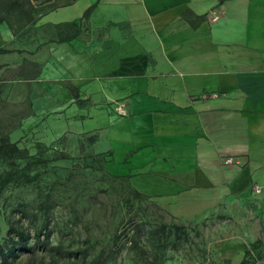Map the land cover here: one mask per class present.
<instances>
[{"label": "crops", "instance_id": "0c3cea01", "mask_svg": "<svg viewBox=\"0 0 264 264\" xmlns=\"http://www.w3.org/2000/svg\"><path fill=\"white\" fill-rule=\"evenodd\" d=\"M45 20L40 77L107 172L182 222L264 205V0H68Z\"/></svg>", "mask_w": 264, "mask_h": 264}, {"label": "rangeland", "instance_id": "374dc122", "mask_svg": "<svg viewBox=\"0 0 264 264\" xmlns=\"http://www.w3.org/2000/svg\"><path fill=\"white\" fill-rule=\"evenodd\" d=\"M22 1L27 9L28 0ZM67 2L47 6L44 0H32V23L12 13L0 25V49L11 51L0 56V82L7 81L0 96L1 131L30 156H69L40 167L44 172L40 183L11 185L0 194V245L7 252L16 249L9 264H238L256 240L264 249L263 204L249 202L228 215L182 222L156 200L128 202V187L103 169V157L77 132L78 110L64 100L63 87L51 78L13 80L19 68L29 71L33 63L46 68V49L40 45L55 32L45 14ZM4 15L0 8V18ZM10 169L0 162V175ZM47 198L52 206L44 213L40 204ZM163 224L184 226L188 236L179 242L174 236L158 242L151 232ZM11 227L29 236L27 251L16 246L18 238L9 233ZM124 229L129 240L122 238ZM71 252L79 255L69 256ZM256 264H264V258Z\"/></svg>", "mask_w": 264, "mask_h": 264}, {"label": "trees", "instance_id": "16d2710c", "mask_svg": "<svg viewBox=\"0 0 264 264\" xmlns=\"http://www.w3.org/2000/svg\"><path fill=\"white\" fill-rule=\"evenodd\" d=\"M39 1V0H37ZM51 1V0H44ZM75 1V0H72ZM32 0H28L29 7L26 9V4L22 0H0V8H4L5 15L0 18V25L7 22L8 16L12 13H20L23 17L29 18L28 23H32L31 14L34 12V7L32 5ZM76 33H66L65 37L59 39V42L71 41L76 38ZM6 49H0V56L6 55L10 53ZM18 53H23L21 51H16ZM34 67L31 70H26V68L22 67L16 71L13 80H20L30 83L31 81L36 80L40 77V67L38 65L32 64ZM2 67H0V70ZM7 73V72H5ZM6 79H2L0 82V96L3 93V85L6 83ZM65 86L72 94L73 99L78 104L79 101V91L70 83L66 82ZM1 127V126H0ZM90 143H93V139L91 138ZM69 159V156L62 153L58 156H55L52 159H46L41 156L33 157L30 156L28 151L25 149H20L17 143H13L9 137V134L1 131L0 128V162L7 163L11 169L6 171L5 173L0 175V194L11 185H18L21 187L36 185L41 182L44 172L40 171V167H47L51 163L59 160ZM18 161H25L24 166H20ZM103 169H105V159L103 157ZM115 179L123 181L129 190L128 198L126 199L128 202L135 199L138 201H143L146 199H150L149 197L139 193L137 190L133 189L129 184L128 177H119L113 175ZM131 196V197H130ZM51 202L49 198H47L43 203L40 204V210L44 213H48L51 210ZM9 233H15L18 242L16 246L20 248V250L27 251V244L29 241V236L25 235L23 232L17 231L14 227L9 229ZM151 234L158 240V242L164 243L171 236L175 237L177 242L184 240L187 236V228L180 225H166L163 224L159 226L157 229L153 230ZM122 238L125 240H129L127 236V230L121 233ZM120 234L116 237L114 246L118 247L117 240L121 236ZM90 240L86 239V243H89ZM16 255V249H12L10 252H7L5 246L0 245V262L1 264H9L10 257ZM69 256L77 257L79 255L78 252L68 253ZM264 258V249L263 243L261 240H256L253 242L249 248H247L244 252V256L240 263L238 264H256L262 261Z\"/></svg>", "mask_w": 264, "mask_h": 264}, {"label": "built area", "instance_id": "2783aa9c", "mask_svg": "<svg viewBox=\"0 0 264 264\" xmlns=\"http://www.w3.org/2000/svg\"><path fill=\"white\" fill-rule=\"evenodd\" d=\"M213 96H214V97H217V95H213ZM115 110H116L117 112H119V113H122V112H123L122 109H121V107H120L119 105H117V107H115ZM227 163H232V161H231V160H228ZM253 191H254V193H255L256 195H260V194H262V192H263L262 188L259 187V186H255L254 189H253Z\"/></svg>", "mask_w": 264, "mask_h": 264}]
</instances>
